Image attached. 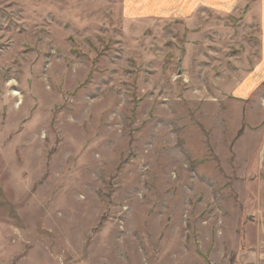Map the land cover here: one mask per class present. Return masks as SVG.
Instances as JSON below:
<instances>
[{
	"label": "rangeland",
	"instance_id": "obj_1",
	"mask_svg": "<svg viewBox=\"0 0 264 264\" xmlns=\"http://www.w3.org/2000/svg\"><path fill=\"white\" fill-rule=\"evenodd\" d=\"M127 3L0 0V264H264L261 0Z\"/></svg>",
	"mask_w": 264,
	"mask_h": 264
},
{
	"label": "crops",
	"instance_id": "obj_2",
	"mask_svg": "<svg viewBox=\"0 0 264 264\" xmlns=\"http://www.w3.org/2000/svg\"><path fill=\"white\" fill-rule=\"evenodd\" d=\"M127 1V5L130 6V8L136 10L142 9L145 14L146 12L150 14L149 12L153 13L156 11L166 15V13H170L172 10H177L179 11L177 14L190 16L198 7H216L218 4L225 7L228 3L233 4L236 0H139L136 3H134L133 0ZM261 2L264 10V0H261Z\"/></svg>",
	"mask_w": 264,
	"mask_h": 264
}]
</instances>
